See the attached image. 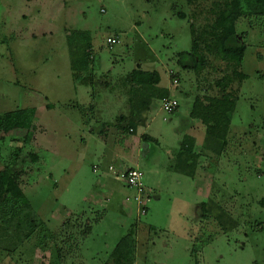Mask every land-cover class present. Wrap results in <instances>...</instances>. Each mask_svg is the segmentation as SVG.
Listing matches in <instances>:
<instances>
[{"label":"rangeland","instance_id":"rangeland-1","mask_svg":"<svg viewBox=\"0 0 264 264\" xmlns=\"http://www.w3.org/2000/svg\"><path fill=\"white\" fill-rule=\"evenodd\" d=\"M189 1L0 0V114L36 111L30 143L24 130L0 132V171L18 176L41 224L18 241L0 223V264H111V251L131 226L135 264H264V18L236 23L246 44L239 68L246 79L228 88L237 101L221 162L202 160L205 170L191 178L176 165L189 135L180 119L192 100L219 98V81L235 66L206 52L204 42L199 71L178 66V53L191 46L189 23L199 35L217 2ZM77 31L91 35L92 90L72 80L66 37ZM108 38L118 43L109 47ZM138 66L160 74L159 86L178 102L179 115L155 99L142 114L146 126L132 136L117 119L130 113L123 76ZM144 134L157 143L143 142ZM132 168L144 174L145 215L124 180L115 181Z\"/></svg>","mask_w":264,"mask_h":264},{"label":"trees","instance_id":"trees-1","mask_svg":"<svg viewBox=\"0 0 264 264\" xmlns=\"http://www.w3.org/2000/svg\"><path fill=\"white\" fill-rule=\"evenodd\" d=\"M214 6L215 10L211 11L214 13V19L203 27L199 35L194 37L193 23L192 21L189 23L190 38L192 37L191 46L189 51L178 53L177 64L184 71H199L205 58L200 43L204 42L206 52L214 51L220 60L235 66L230 76H225L219 81L220 97H206L205 102L196 98L190 113L192 118L200 119L206 126V142L210 147L215 148V150L212 149L214 152L220 154L227 144L226 138L237 101V97L232 98L228 88L234 80L244 81L246 79V75L239 70L245 56L246 44L240 42L244 33H237L236 23L242 18L256 20L264 18V0H217ZM176 16L180 20L185 19L184 13H178ZM66 40L70 49V71L73 82L84 87L88 86L91 90L94 89L96 68L93 67V44L90 33L77 31L67 35ZM123 78L124 86L122 87H127L128 94H126L129 98L127 105L130 108V113L127 117L120 116L117 120L119 129L133 136L135 129L144 121L142 114L150 110L155 99L167 98L168 90L158 87L160 75L155 70H142L138 66ZM103 84L107 86L106 89L110 86L106 82ZM79 107L81 106L79 105ZM35 117L34 108L17 109L0 114V132L7 134L15 130H24L26 131L24 142L28 144L35 133ZM122 121H125L123 126L121 125ZM141 140L147 144L155 142L146 135H143ZM192 149V144L182 143V150L177 155L178 169L183 166H192V168L196 166L197 157L192 154ZM29 156L33 161L37 159V155ZM186 174L188 175L187 172ZM193 174L194 172L191 171L189 175L193 176ZM262 205H264V201H262ZM0 223L2 224L1 230L5 233V230L9 228V232L16 234L18 241L30 238L41 225L29 200L19 186L18 176L6 168L0 171ZM151 229L153 228L151 227ZM136 232L137 228L131 226L111 251L108 262L110 261L111 264H135ZM193 248L192 251L196 254L197 249Z\"/></svg>","mask_w":264,"mask_h":264},{"label":"crops","instance_id":"crops-1","mask_svg":"<svg viewBox=\"0 0 264 264\" xmlns=\"http://www.w3.org/2000/svg\"><path fill=\"white\" fill-rule=\"evenodd\" d=\"M98 67H99V64H98ZM97 69H99V68H97ZM147 71H151V70H147ZM96 72V71H95ZM160 75V74H159ZM124 77V76H123ZM177 81V80H176ZM162 82V79H161V76H160V83ZM159 83V84H160ZM159 84H158V87H160L161 88V86H159ZM173 84H174V82H173ZM170 84L171 86H174V87H176L177 86V84H178V82H177V84ZM109 88H112L111 86H109ZM123 89L125 88V87H122ZM163 89H164V87H162ZM127 92V91H126ZM126 92H125V94H123V96H127V94H126ZM112 94L110 93L108 96H109V99L110 100H114V101H116L117 102V97H115V94H113L112 96H111ZM121 95H122V93H121ZM122 96V97H123ZM184 96L185 97H187V98H189L190 99V101H191V98L189 97V95H188V93L186 92V90L184 91ZM127 98H128V96H127ZM167 98H172V99H174L172 96H170V93H169V91H168V97ZM96 99V98H95ZM116 99V100H115ZM127 100V102H128V100H129V98L128 99H126ZM122 101V100H121ZM193 102L191 103V107H190V111H189V115H188V117H186V118H183V119H180V122L181 123H179V124H181L182 125V128L184 127V129H187V130H189V135H184L183 136V138H182V141L180 142V144H179V149H178V152H177V154H176V158H177V155H178V153H180V151L182 150V143H184V142H186V143H189V144H192V146H193V149H192V154L194 155V156H196L197 157V160H196V166H195V172H194V174H193V176L191 177V178H194L195 177V174H196V172H197V170H199V172H200V170H202L201 168V166H202V160L203 161H206V159H207V164L208 165H210V162H214V165H219L218 163L219 162H221V157H223V151L220 153V154H217L216 152H214L213 150H215V148H213L212 146L210 147V145L206 142V126L205 125H203L202 124V122H201V120L200 119H198V118H192L191 116H190V113H191V111H192V106H193V103H194V101L195 100H192ZM153 104H156L155 102L153 103ZM119 105V104H118ZM160 106H161V100H160ZM161 108V107H160ZM162 110V109H161ZM174 115H176V117H178V115H179V113H178V108L176 109V111L173 113ZM146 123H147V119H144V121L142 122V124L140 125V126H143V127H145L146 126ZM183 131V130H182ZM199 131H201V134H202V139H201V143L198 141V132ZM144 135H146V134H144ZM143 136V135H142ZM146 136H148V135H146ZM153 141H155L154 142V144H156L157 143V141L154 139V138H152L151 136H149ZM184 141V142H183ZM211 149V150H210ZM213 149V150H212ZM217 149V148H216ZM221 158V159H220ZM220 159V160H219ZM190 161V160H189ZM132 169H137V168H132ZM128 170H130V169H128ZM127 170V171H128ZM139 170V169H138ZM182 172H187L188 173V175L189 174H191V171H192V169L189 171V169H187V167L186 166H183V168H181L180 169ZM204 170H205V168H204ZM204 170H202V171H204ZM126 171V172H127ZM187 175V174H186ZM115 181H118V182H122L123 181V179H119L118 180V178H115ZM124 182V181H123ZM122 182V183H123ZM123 184H125V182L123 183ZM126 185V184H125ZM144 189H145V191H146V193H147V197L146 198H144V203H145V205H146V201H147V199L148 198H150L149 197V194H148V191L146 190V188H145V186H144ZM132 195H134V192H132V194H131V196ZM130 195H127L126 197H129ZM131 201L133 202V200L131 199ZM130 201V202H131ZM133 204L135 205V203L133 202ZM134 205H132V206H134ZM134 207H136L137 208V206H134ZM146 212H147V208H146V206H145V213L144 214H142V215H145L146 214ZM136 256H137V253H136Z\"/></svg>","mask_w":264,"mask_h":264},{"label":"built area","instance_id":"built-area-1","mask_svg":"<svg viewBox=\"0 0 264 264\" xmlns=\"http://www.w3.org/2000/svg\"><path fill=\"white\" fill-rule=\"evenodd\" d=\"M107 45L112 47L117 44L118 41L113 38L107 39ZM174 84H177V81H173ZM178 108V102L172 98H164L161 100V109L168 113L173 114ZM126 186L134 192L133 202L136 204L137 209L141 211L142 214L145 213V203L143 193L144 189V174L138 169H130L127 171L126 175L122 177Z\"/></svg>","mask_w":264,"mask_h":264},{"label":"water","instance_id":"water-1","mask_svg":"<svg viewBox=\"0 0 264 264\" xmlns=\"http://www.w3.org/2000/svg\"><path fill=\"white\" fill-rule=\"evenodd\" d=\"M96 60V59H95ZM94 64H95V62H94Z\"/></svg>","mask_w":264,"mask_h":264}]
</instances>
